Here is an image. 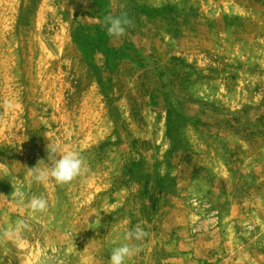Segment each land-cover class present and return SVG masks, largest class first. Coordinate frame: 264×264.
<instances>
[{"label": "rangeland", "instance_id": "obj_1", "mask_svg": "<svg viewBox=\"0 0 264 264\" xmlns=\"http://www.w3.org/2000/svg\"><path fill=\"white\" fill-rule=\"evenodd\" d=\"M49 142L88 171L34 182ZM19 219L0 264H109L138 224L128 264H264V0H0V228Z\"/></svg>", "mask_w": 264, "mask_h": 264}, {"label": "clouds", "instance_id": "obj_2", "mask_svg": "<svg viewBox=\"0 0 264 264\" xmlns=\"http://www.w3.org/2000/svg\"><path fill=\"white\" fill-rule=\"evenodd\" d=\"M134 24V20L126 12H122L119 16L106 15L102 27L106 29V34L111 39L118 41L127 34L129 28L134 27ZM5 107L11 108L12 104L5 102ZM46 152L47 160L41 159L34 167H28V175L34 182L46 183L52 179L58 185H64L88 171L85 159L78 151L62 149L49 142ZM42 163L44 166L40 167ZM13 194L18 203L25 200L24 192L14 190ZM26 207L32 212L43 213L48 209V201L43 195H32L27 200ZM25 230H29V224L24 219H19L11 228H0V243L6 241L21 243ZM147 235L139 224L126 231L123 235L126 242L112 249L109 264H128V261L142 250L137 242L143 241Z\"/></svg>", "mask_w": 264, "mask_h": 264}]
</instances>
